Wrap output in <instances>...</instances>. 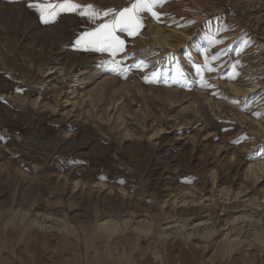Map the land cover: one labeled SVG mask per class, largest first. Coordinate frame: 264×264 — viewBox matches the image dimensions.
<instances>
[{
  "label": "rangeland",
  "instance_id": "rangeland-1",
  "mask_svg": "<svg viewBox=\"0 0 264 264\" xmlns=\"http://www.w3.org/2000/svg\"><path fill=\"white\" fill-rule=\"evenodd\" d=\"M30 2L0 0V264H264V0H162L115 56L111 15Z\"/></svg>",
  "mask_w": 264,
  "mask_h": 264
},
{
  "label": "snow or ice",
  "instance_id": "snow-or-ice-1",
  "mask_svg": "<svg viewBox=\"0 0 264 264\" xmlns=\"http://www.w3.org/2000/svg\"><path fill=\"white\" fill-rule=\"evenodd\" d=\"M160 3L162 0H134L129 7L122 10H106L104 12H100L93 5L76 4L74 0H58V2L57 0H39V2H30L28 7L35 8L44 23L54 21L63 12L75 10H79L80 15L87 16L89 19L101 15L105 17L111 15L112 19L109 23L102 24L95 31L86 34L87 39L84 40V43L96 51L108 52L115 56L125 49V41L116 35L117 30L127 32L129 35L137 34L143 26L141 13L147 10L158 18V14L153 9ZM80 43L81 41L78 40L77 44ZM115 63L113 61L112 65ZM112 65H110L112 71H117V68ZM257 151L264 152V144L260 145Z\"/></svg>",
  "mask_w": 264,
  "mask_h": 264
},
{
  "label": "bare ground",
  "instance_id": "bare-ground-1",
  "mask_svg": "<svg viewBox=\"0 0 264 264\" xmlns=\"http://www.w3.org/2000/svg\"><path fill=\"white\" fill-rule=\"evenodd\" d=\"M104 227H106V228H108L107 230H110L111 229V226H110V224H104Z\"/></svg>",
  "mask_w": 264,
  "mask_h": 264
}]
</instances>
